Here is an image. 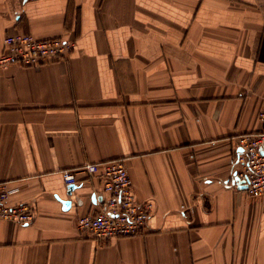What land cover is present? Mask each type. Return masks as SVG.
I'll list each match as a JSON object with an SVG mask.
<instances>
[{
  "label": "crops",
  "instance_id": "1",
  "mask_svg": "<svg viewBox=\"0 0 264 264\" xmlns=\"http://www.w3.org/2000/svg\"><path fill=\"white\" fill-rule=\"evenodd\" d=\"M17 33L75 47L0 68V183L35 213L0 222V264H264V196L232 182L238 138L261 130L264 0H0V54ZM118 160L153 210L104 243L76 225L103 180L69 196L62 174Z\"/></svg>",
  "mask_w": 264,
  "mask_h": 264
},
{
  "label": "built area",
  "instance_id": "2",
  "mask_svg": "<svg viewBox=\"0 0 264 264\" xmlns=\"http://www.w3.org/2000/svg\"><path fill=\"white\" fill-rule=\"evenodd\" d=\"M75 47L72 40L64 38L38 39L32 34H9L4 38L0 54V68H41L50 62L66 61ZM240 97L244 94L240 93ZM261 130L256 134L243 135L236 144L233 186L252 197L264 196V103L259 112ZM78 174L85 179L103 180L106 200L96 212L79 217L76 225L80 232L102 242L121 237L139 236L146 232L153 203L139 202L133 181L124 161L86 164L78 171H65L62 176L68 186L81 184ZM11 190L0 183V222L8 221L27 226L34 222L35 213L28 204H9Z\"/></svg>",
  "mask_w": 264,
  "mask_h": 264
},
{
  "label": "water",
  "instance_id": "3",
  "mask_svg": "<svg viewBox=\"0 0 264 264\" xmlns=\"http://www.w3.org/2000/svg\"><path fill=\"white\" fill-rule=\"evenodd\" d=\"M74 191V186L73 185H70L67 187V195H72V192ZM63 202V205H64V208L65 209H69L70 206H71V201L70 200H64L62 201Z\"/></svg>",
  "mask_w": 264,
  "mask_h": 264
}]
</instances>
